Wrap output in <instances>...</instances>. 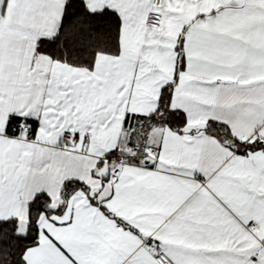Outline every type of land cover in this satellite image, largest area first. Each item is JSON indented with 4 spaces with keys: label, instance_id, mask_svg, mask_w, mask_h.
<instances>
[{
    "label": "snow or ice",
    "instance_id": "6c2138e0",
    "mask_svg": "<svg viewBox=\"0 0 264 264\" xmlns=\"http://www.w3.org/2000/svg\"><path fill=\"white\" fill-rule=\"evenodd\" d=\"M0 264H264V0H0Z\"/></svg>",
    "mask_w": 264,
    "mask_h": 264
}]
</instances>
